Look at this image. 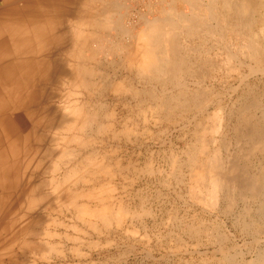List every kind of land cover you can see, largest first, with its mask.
Masks as SVG:
<instances>
[{"label": "bare ground", "instance_id": "1", "mask_svg": "<svg viewBox=\"0 0 264 264\" xmlns=\"http://www.w3.org/2000/svg\"><path fill=\"white\" fill-rule=\"evenodd\" d=\"M159 1V7L155 6L158 15L153 18L139 15L143 28L134 31L123 23L126 18L120 12L126 8L123 0H84L77 5L73 0H52V7L43 0H0V264H59L55 257L60 250L54 237L60 234L53 232L52 227L58 221L54 220L53 207L65 191L68 199L62 198L67 200V210H74L76 219L97 234L101 229L112 227L123 230L126 218L134 215L131 214L134 210L129 212L121 202L113 201L112 184L100 182V175H106L109 168L102 161L104 159L98 160L90 150L81 160L76 158L80 145L87 147L88 143L94 142L95 135H92L94 138L89 134L83 137L87 129L95 127L97 132L103 133L102 130L114 125L113 121L100 119L99 103L96 107L92 101L79 96L93 91L109 90L114 96L126 94L130 101L135 99L133 105L139 108L143 120L150 118L156 122L164 115L173 126L191 125L194 142H188L185 158L177 165V169L185 167L189 170L191 199L213 209L223 205L224 209L219 210L223 215L242 202L233 224L240 223L238 218H241V233L264 236V163L259 158L257 171L252 169L255 173L250 172L255 163L248 166L251 159L248 157L253 156L255 150L264 154V102L258 98L255 86L246 82L238 102L234 100L237 105L233 106L232 102L227 109L216 101L219 94L214 83L221 67L225 71L222 73L228 75L243 65L247 66L249 76L264 74V0ZM61 15L70 18L68 30L65 29L70 36L61 30L66 25V18L62 17L63 22ZM113 31L119 39L114 37L115 41L111 42L109 34ZM125 35L128 44L121 42ZM65 41L67 43L63 44ZM67 44L70 49L63 48ZM59 49L69 57L67 64L56 61L55 58L62 56H54ZM104 53L118 56L119 60L115 58L118 62L111 59L113 64L121 70L124 68L128 74L120 78L117 75L109 77L100 66L90 64L98 54L102 57ZM205 79L210 81L207 86L203 85ZM58 83L65 92L62 91L64 94L61 93L56 101L55 94L60 92V88L55 87ZM208 106H212L210 113L206 111ZM130 118L126 116L120 122L126 128H122L126 132H120L127 134L132 129L130 122L134 119ZM230 135L236 144L240 142L236 147L240 150L226 156ZM59 140L74 143L76 147L69 149L61 142L62 149ZM210 144L216 146L210 147ZM223 150L227 151L223 153ZM73 158L77 163L71 162L75 160H70ZM64 162L72 164L61 168L65 173V178L60 174L64 178L61 181L58 170ZM47 174L46 180L44 175ZM88 183L91 186L84 185ZM78 184L85 186L79 188L80 192L77 191ZM47 185L48 193L44 189ZM44 208L45 211L48 208L46 218ZM46 225L47 232H44ZM214 225L212 230L217 232L219 227L215 229ZM185 228L186 232L193 231L192 234L199 231L194 225ZM221 233H216L219 243L227 239V233ZM222 245L218 244L220 254L226 247ZM262 245L250 260L240 261L235 252L234 255L223 254L216 264H264V242ZM183 250L187 251L186 247Z\"/></svg>", "mask_w": 264, "mask_h": 264}, {"label": "rangeland", "instance_id": "2", "mask_svg": "<svg viewBox=\"0 0 264 264\" xmlns=\"http://www.w3.org/2000/svg\"><path fill=\"white\" fill-rule=\"evenodd\" d=\"M43 1L47 2L49 7H52L51 6L52 0H43ZM60 1H62V0H60ZM73 1H75L76 5H77L78 2L82 3V1H84V0H73ZM117 1H122V0H117ZM158 1L159 0H123V3L125 2L124 6H126V8L124 7L123 8L124 11H123V9H121L120 12H121V14H124L126 16V18L125 17L123 18L124 25H127L126 27L132 28L131 30H134V31H137L138 28L142 29L143 24L141 23L140 19H138V17H140L141 15H145V16L147 15V17H150V18L157 16L158 12H156L155 8L157 6L159 7L160 1L159 2ZM168 2H170V0L169 1L167 0V3ZM60 3L64 4L63 2H60ZM61 6H64V5H61ZM153 10H155V12ZM184 10L187 11V7H185ZM123 12H126V13H123ZM141 13H143V14H141ZM62 17L63 16L61 15L62 20H63V18L64 19L66 18V17H63V18ZM68 19H70V18L65 19L66 22H65V20H63V22H65V24H66L65 26H63L64 24H63L62 20L60 21V22H62L60 25H62L63 27L59 26V28L62 27L61 30H63V32H66V34H67V31H65V29L67 27ZM66 30H68V29H66ZM114 34H115V31H113L109 34V40L111 42L113 40L115 41V38H116V40L119 39L117 37V34H115L116 36ZM67 35L70 36L69 34H67ZM68 40L71 41V38L69 37ZM67 41H65L63 44H66ZM121 42L123 44H128L129 41H128L126 35L122 37ZM68 43L71 44V42H68ZM66 46H63V48H66V49H68V47H69V49L71 48V46L70 45L68 46V44ZM61 47H60V49H63ZM60 49H59V51L57 50L59 53L56 51L54 56L58 55L60 57L62 55L61 57H63V58L60 57V59H58V57L56 56L57 58H55V59H56V61L58 60L60 62V64L61 63L63 65L65 63L67 64V62H69L68 61L69 57H66V54L68 52L66 53L65 49H63L62 51H64L66 54L62 53L60 51ZM96 54H97V51H96ZM100 54H102V53H100ZM100 54H98V57L100 56L99 57L100 59H97L98 57H95L96 62H97V60H100V61H98L97 64H96V62L94 63L95 60L93 61V63L91 61L90 62L91 65H96V67L100 66V68L103 70V72L105 71L108 73L109 77H112V76L114 77L117 75L116 77L119 76L118 78H120V77H124L125 74H128L127 70H124V68H122V70H121V67L118 66L119 68H117V65L113 64L112 60L118 62L117 61L118 56L108 55V54L106 56L104 53V55H102V57H101ZM54 56H53V58H54ZM67 56H69V55H67ZM64 57H65V59H64ZM66 58H67V61H66ZM112 58H114V59H112ZM115 58H117V59H115ZM62 59H64V60H62ZM111 62H112V64H110ZM116 62H115V64H116ZM217 63H218V66H220V64H219L220 61L217 60ZM235 64H237V63H235ZM220 69H222V70H220L219 72L217 71L216 76L217 75L218 76H217V78H215V82H214L216 87H217L216 88L217 95L219 94L218 96L216 95L217 96L216 101H218L219 104L221 103L220 105L223 104V106L227 109L233 105L232 102H234L233 106L237 105L236 101L238 102V99L241 97V90L246 86V84L244 86V83H246V82H247V85L250 84L251 86H255L254 88L256 89V92L258 93L257 96L259 95L258 98L264 102V74L261 75L259 73H253L252 75L249 76L246 74V73H248L247 72L248 69H247V66H245V65L239 66L238 71H232V72H230L229 75L222 73V72H225V71H223L222 67ZM239 71H241V72H239ZM236 73H238L239 76ZM239 73H241V74H239ZM224 74L228 75V76H225ZM238 78L241 79L240 80L241 82L239 81ZM207 83L210 84V81L205 79V81L203 82V85L207 86L208 85ZM189 84H191V83H189ZM55 87H57V89L60 88L59 94H58V92H57V94H55V97H57L56 98L57 100L54 99V100L58 101L60 94L61 93L64 94L65 91L62 90L63 87H62V85L60 86L59 83ZM138 87L140 88V86H138ZM46 90L49 91L50 89L47 88ZM55 90L56 89H54V91ZM62 91H64V92H62ZM108 91L109 90H106L104 92H99V91L94 92L93 91L89 94L82 93L81 95H79L81 98L89 100V102L92 101L91 104L93 103V105H96V107L99 103V105H100L99 106L100 107L99 113H101L99 115L101 117L100 119L101 120L103 119V121H105V122H107L109 120H110L109 122L113 121L114 125H113V128L111 127L110 129L102 130V132L105 131L106 133L105 132H103V133L97 132L95 127L89 128L90 131H89V129H87L88 132L86 131L87 133H85L83 135V137L85 135L87 137V134H89V135H91L92 138H94L93 136L95 135L94 142L92 141V142H90V144L88 143V145H86L88 148L83 146V145H80V146L84 147L85 150H84V148L78 146V147L82 148V150H83L82 152L85 151L86 153H82V152H80L81 151L80 148L79 149L76 148L77 151L79 150L78 152L76 151L77 152L76 158H77V161L81 160L83 155L85 156L92 151V154L96 155V158L98 160H100V157L102 159H104L102 161L103 162L105 161L104 163L107 164L109 168L107 167L108 172L106 173V175H104V176L100 175L101 177L99 176L101 178V179H99L100 182L102 184H104V182L105 183L109 182V185L110 184L113 185V186L110 185V186H112V188H114V191H112V193L114 195L113 201L115 203L121 202L120 204L123 205L124 207H126V209L129 210V212H132L134 210V212L131 214H134L133 216L135 217V219L132 215L128 216V218H126L127 220L125 221V225L122 227L123 230H121L120 227L119 228L118 227L117 228L112 227L109 230L101 229L102 231L100 232V234L99 233L97 234L96 232H93V230H91L90 228L86 229V227L81 224V221L76 219L74 210L73 211H72V209L67 210L68 205L66 204L67 200H65V199L66 198L68 199L69 195H66L67 191L63 192L64 194L62 193L61 196L62 197L65 196L66 198L63 197V198H65L63 200V198L60 197L61 202H60V200H58V202H56L57 204L55 203V206L53 207L54 208L53 216L55 215L54 220L55 221L58 220V221H56L57 223H55L56 225L54 224L55 226L52 227L54 230L53 232L60 234L59 235L60 237H59L58 235H56L54 233V235H56V237H54L55 238L54 240L58 242L57 246L59 247V250H60L59 253L57 252L58 253L57 257H55L56 260L58 261V263L59 264H62V263L65 264V263H72V262H80V263L82 262V264H204V263L216 264L218 262L217 260H219L223 254H230V253L232 254L233 253V255H234L235 252H237L235 254L237 259L241 258L240 261H242V260L246 261L248 259L250 260V258L254 255V253L258 249H260L262 243L264 242V241H262L263 239L261 237L264 238V236L260 235L261 237L260 236L258 237L257 235H253L254 236L253 237L251 234H247L245 232L241 233V230L239 229V225L242 222L241 218H238L240 223H235L236 225L233 224L234 221L235 222L237 221L236 215H238V213H240L239 211H241V208H242L241 203L242 202L239 203L237 206H235V208L233 207L234 209L232 208L233 210H231L230 213L227 212V215L226 214L223 215V213H220V211H219V210L224 209L222 207L223 205H221V206L218 205L219 208L214 207V209H213L210 206H204V205H201L197 202H194V200L191 199L192 196L188 192L189 191V184L191 182L189 172H187L189 170L188 169L185 170L186 169L185 167H183L182 169L180 168L181 170L177 169V168H179L178 163L179 162L181 163L185 158L184 149L188 145V142H189V144L194 142L193 141V132L192 133L190 132L191 130L193 131V127L191 125H185V127H183V128L180 127L182 125L173 126L171 124V122H169L167 120L168 117L166 116L167 117L166 118L164 115L160 116L161 118L157 119L156 122L153 119L150 120V118L149 119L146 118V120H143L140 116L141 114L139 115V112H140L139 108H136L133 105L134 102L136 103L135 99H132L130 101L131 98H128L129 96L126 97V94H125V96H119L118 95L119 97H117L116 94L114 96V93H112L111 91L110 92H108ZM94 93H95V95H93ZM124 97L127 99H125ZM234 98H236V99H234ZM61 99H62V97H61ZM234 100H236V101H234ZM226 103H228V104H226ZM229 104H231V105H229ZM211 107L212 106H208V108L206 110L208 113H210L212 111ZM144 108H145V106L143 107V109ZM106 112H107V114H106ZM162 113L163 112H161V114ZM102 114L103 115L106 114V115L103 116ZM108 114H110V116ZM136 115H137V117H135ZM106 116H108L110 118H108ZM126 116H127V118L131 117L130 118L131 120H133V119L135 120V121L133 120L130 122L132 129H131V126H128L131 130L129 132L127 131V134L120 132L121 130L122 131L126 130V128L124 129L122 127V123L120 124V122L122 120H125ZM136 120H137V122L139 121L138 122L139 124L137 123V125H134L133 122L136 123ZM127 130H128V128H127ZM59 131L60 130H58V135H59ZM91 131H93L94 134ZM115 131H116L117 135L115 134ZM45 132H47L49 134L48 129H46ZM90 132L92 134H90ZM117 132H120V134ZM124 132H126V131H124ZM61 133H62V129H61ZM114 134L116 137L114 136ZM124 136H125V138H124ZM231 136H233V135L229 136V142L227 145V146H229L227 148L228 151L223 150V153H225L227 151L225 153L226 156L229 154H233L234 151L236 153L240 150V149L238 150L236 148L240 142L236 144L235 140L232 139ZM59 137H61V136L59 135ZM88 137H90V136H88ZM233 140H234V142H233ZM61 142L62 141L59 140L58 144L61 146L62 149H63V147H66V146L69 149H70V147L71 148L76 147V145L73 142L72 143L74 145L71 143H68L69 144L68 145L67 143H64V142L61 143ZM60 143L61 144L64 143V146L62 147V145ZM229 144H232V145H229ZM211 146L214 147V146H216V144H210V147ZM86 148H87V150H86ZM235 148H236V150H234ZM238 148H240V147L238 146ZM58 149H59V151H61L60 147ZM244 149H246V147H244ZM89 150H90V152H89ZM87 151H88V153H87ZM93 151H95L97 154L93 153ZM254 152H255V154H253V156L249 155V157H248V160L251 158L249 160V163H248L249 167L253 166V164L255 163L254 164L255 167H251V169L249 168L251 173H255V171H257V168H256L257 165L256 164H259V158H260L261 162L264 163V154L260 153L256 150ZM98 155H99V157H97ZM76 158L70 159V160L75 159L74 161H71L73 164L77 163ZM244 158L246 159V157H244ZM244 160H241V161L243 162ZM66 162H64V164L60 163L61 167L58 170V172H59L58 176H60L59 178L61 181H63L65 178L64 177L65 173L62 172V169H65V166H66L65 164L68 165L67 168L72 164L71 163L69 165V162L68 163H66ZM251 163H253V164H251ZM252 169H254L255 171H253ZM173 170H175V171H173ZM60 174H63L64 178ZM108 174H110V175H108ZM181 175H183V176H181ZM48 176H49L48 174L44 175L46 180H47ZM99 180H97V182ZM84 185L91 186V183L84 184ZM84 185L78 184L76 186L78 188L77 191L80 192L79 188L81 189V187H85ZM48 187H49L48 185L46 187H44V189L47 193H48L47 190L50 189ZM44 189H43V191H44ZM111 194L109 193L108 195L111 196ZM62 201H64V204ZM45 205H46V203H44V207H45ZM215 208H217V209H215ZM47 210H48V208H46V211L44 208V211L46 212V214L44 213L45 218H46V215L48 213ZM231 212H233V213H231ZM50 213H51V210H50ZM136 213L138 215L139 214L140 215L138 216V215H136ZM59 216H60V218H58ZM132 217H133V219H130ZM175 218L177 220H179V222L177 220H175ZM45 223L47 224V221ZM58 224H60V225L58 226ZM70 225H73V226H70ZM190 225H194L199 230L197 232L200 234H198L197 232L192 234L193 231L191 233L188 231L186 232L185 227L190 226ZM213 225H214V227L216 226L215 229H217L219 227L217 229V232L212 230ZM231 225L235 226V228ZM125 226L127 229L124 228ZM220 227H221V229H220ZM50 228L48 227V229H50ZM115 229H116V231H115ZM133 229H134V231H133ZM183 229H185V231ZM45 230H47V225L44 227V232H47ZM75 230H77L78 232ZM81 231H82V233H81ZM123 231H124V234H123ZM221 232H223L224 234H226V233L228 234V235L226 234V236H227L226 238L228 240L224 239L225 243H224V241L221 242L223 245L221 243H219L218 241H216L219 239V237H217L216 233H221ZM103 233H104V235H103ZM223 233H221V234H223ZM112 234H113V236H112ZM67 235H68V237H67ZM70 235L72 238L70 237ZM44 236L45 235H43V237ZM69 238H70V240H69ZM73 238H74V241H73ZM256 238L257 239L260 238L259 241H257ZM251 240H253V242H250ZM57 242H55V243H57ZM255 242H257V243H255ZM183 243H185V244H183ZM179 244H182L183 246H181ZM218 244L222 245L223 247H225V246L229 247L230 250L225 247L224 248L225 251L222 252L223 254H220L221 251H219V249H218ZM60 246H61V248H60ZM185 247H186L187 251L183 250V249H185ZM170 248H171V250H169ZM231 248H232V250H231ZM254 248H255V250H254ZM68 249H70V251L74 249V251L70 252V251H68ZM174 249H176V250H174ZM226 251H228L229 253H226ZM240 252H242V253L240 254ZM163 253H165V254H163ZM63 254H64V257H63ZM242 254H243V256H242ZM79 255H81V256H79ZM162 255L165 257L161 258Z\"/></svg>", "mask_w": 264, "mask_h": 264}]
</instances>
